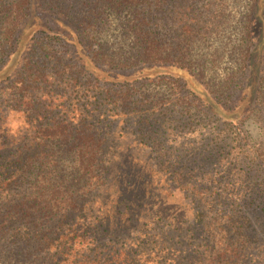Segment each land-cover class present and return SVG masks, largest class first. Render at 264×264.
<instances>
[{"label":"trees","instance_id":"16d2710c","mask_svg":"<svg viewBox=\"0 0 264 264\" xmlns=\"http://www.w3.org/2000/svg\"><path fill=\"white\" fill-rule=\"evenodd\" d=\"M198 1L0 0V264L264 260V145L250 146L242 129L249 115L264 121V0L252 1L232 45L241 73H228L225 89L249 83L234 108L204 78L223 59L208 43L229 27L227 9ZM113 13L123 37L109 43ZM155 82L179 94L140 91ZM199 111L233 134L203 144V161L218 158L225 175L202 191L181 187L173 202L147 175L177 181L176 172L129 152L154 148L157 125H198ZM10 113L20 128L1 132ZM227 139L235 152L223 150ZM226 179L232 202L216 190Z\"/></svg>","mask_w":264,"mask_h":264},{"label":"rangeland","instance_id":"374dc122","mask_svg":"<svg viewBox=\"0 0 264 264\" xmlns=\"http://www.w3.org/2000/svg\"><path fill=\"white\" fill-rule=\"evenodd\" d=\"M252 1L253 0H220V2H217L220 7H223L224 9H227L226 12V18L224 19L225 25L229 26L225 29V32L221 34L220 37H216V39H212L209 41L208 46H210L208 53L213 54L215 49H218V46L222 49L219 50L220 53L224 52L223 59L219 63V66L215 68L212 71L205 72V80L206 82L208 80H212L215 83L214 88H219L222 91V99H224V103L226 104V107L234 108L241 102V100L245 96V90L246 86L249 84L246 81H240L239 85H241L240 89H235L233 92V95H228L229 90L226 88V76L228 73H231L232 71L237 72V75L240 77L241 70L239 68L240 64L237 57L238 54L232 56V45L235 41H239L242 36H244V32L242 29L246 25V20L250 16L249 9L252 7ZM206 1H198L197 5L202 6L205 5ZM177 6V3L173 1L169 4V7L173 10ZM124 16H127L126 13H124ZM125 19H121L120 17H117L113 13L111 16V28L110 30L106 31L105 39L109 40V43H114L116 41H120L123 37V30L120 25V22L124 21ZM257 35V33H255ZM117 39V40H116ZM208 47H205V50H207ZM264 86V82H263ZM176 87H172V85H169L167 83H159L155 82L154 84L150 85V88L144 87L140 89L141 92H144L145 90L147 92H153L165 94V95H173V94H179V89L175 91ZM237 90V91H236ZM174 92V93H173ZM232 93V91H230ZM183 92L181 93V95ZM186 93L183 94V96ZM259 108H262L264 110L263 104H257ZM176 118V117H174ZM194 119L196 122H198V125L192 127L190 125L186 126L189 120L185 117L181 124L176 123L178 128L175 126L173 127H166L163 129H160L158 132L156 129H159V126L157 125L156 128L151 132L153 135V142H154V148L146 150L144 152L139 150H134L132 152H129V155L133 158H138V161L148 162L152 168L153 166H157L159 168H167L171 167V172H176L174 175L175 178H177V181H170L168 175H165V177H161V182H158L159 173L152 172L149 176L147 175L149 169L144 168L143 165L139 164L138 161L134 163V168L136 172L139 174L147 175V180H149V177L151 178L153 184L152 187L156 188V192H164L168 196V198L171 201H180L183 197V193L185 192L184 189H181V187L185 188L186 186L197 185L198 189H203L206 187H212L211 186V180L213 178H217V175L219 177L224 176L225 173L222 170L221 163H219L218 158L213 157L211 160L203 161V151H204V142L209 139L210 137L214 136H231L233 137V134L231 133V130L229 128H225V126L221 125L219 122H215L214 119H210L208 115L205 114V112H195ZM4 121V122H3ZM2 122V130H4V126L7 125L9 130H12L13 133L18 131V128H20L21 119L18 118L16 114H9L7 115ZM237 123V122H236ZM180 124V125H179ZM243 131L244 133L249 135V142H251L250 146H256L257 148L262 147L264 145V121L263 117L258 118L256 115H249V118L245 120L243 123ZM223 127L225 128L224 131H227V133H222ZM164 130V131H163ZM166 130V131H165ZM222 132L219 134L218 132ZM0 140H3L2 138ZM226 146L223 147V150L227 152H235V150H231L236 143H231V140H226ZM141 152V153H140ZM149 153V155H147ZM208 155V152L206 153ZM70 168V165H66V168ZM150 168V169H152ZM211 169L212 173L209 174L208 170ZM214 175V176H213ZM212 176V177H211ZM166 180V182H165ZM165 182V183H164ZM149 186H151L149 184ZM166 190V191H165ZM216 190L217 192L224 197V200L232 202L231 197L235 198L233 195L235 192L232 189L229 181L221 180L216 184ZM202 191V190H201ZM228 191L231 192V195L228 197ZM174 192V193H173ZM202 194L199 193V196ZM172 196V197H170ZM227 207L224 206L223 209H226ZM263 263L262 261H257L256 263Z\"/></svg>","mask_w":264,"mask_h":264}]
</instances>
